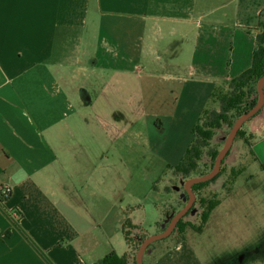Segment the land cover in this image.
Returning a JSON list of instances; mask_svg holds the SVG:
<instances>
[{"label": "crops", "instance_id": "crops-1", "mask_svg": "<svg viewBox=\"0 0 264 264\" xmlns=\"http://www.w3.org/2000/svg\"><path fill=\"white\" fill-rule=\"evenodd\" d=\"M263 11L264 0H0V264H132L127 226L135 240L160 233L183 207L179 182L163 181L179 176L203 112L218 111V85L251 67ZM255 120L243 130L260 167L264 105ZM187 235L142 263L205 264Z\"/></svg>", "mask_w": 264, "mask_h": 264}, {"label": "rangeland", "instance_id": "rangeland-1", "mask_svg": "<svg viewBox=\"0 0 264 264\" xmlns=\"http://www.w3.org/2000/svg\"><path fill=\"white\" fill-rule=\"evenodd\" d=\"M228 83L223 82L218 85L212 96L213 105L211 103L210 107L219 110L218 99L219 96L229 93ZM254 90L256 86L253 85L249 99L254 97ZM255 119L256 117L251 121H258ZM251 121L245 122L243 127L247 128ZM229 130L230 128L224 125L213 132L211 140L201 149L196 172L191 173L190 177L184 179L182 176H176L180 178L178 179L170 176L163 181L167 186V192L179 182L178 195L183 197L178 203L180 206H184L187 201L183 188L185 181L211 171L214 164L211 155L221 150ZM171 139H174L173 136ZM248 152L249 144L246 145L241 137L235 138L221 164V174L214 183L197 189L195 202L189 213L191 215L184 219L195 227V230L188 229V240L193 242L196 252L205 264H264V172L257 164L251 163ZM242 167L245 170L240 171ZM231 172L239 173L232 183H230L233 178ZM170 193L176 194L174 191ZM202 198L218 201L206 223L200 221L202 210L199 200ZM159 245L160 243H155L152 247ZM241 258H243L242 262H240Z\"/></svg>", "mask_w": 264, "mask_h": 264}, {"label": "trees", "instance_id": "trees-1", "mask_svg": "<svg viewBox=\"0 0 264 264\" xmlns=\"http://www.w3.org/2000/svg\"><path fill=\"white\" fill-rule=\"evenodd\" d=\"M256 47L252 56L251 67L242 73L237 78L229 81V93L219 96V110H207L203 112L200 123L196 125L192 134L194 136L192 146L186 151L181 163L174 168V173L182 176L184 179L190 177L191 173L196 172L197 162L200 161L201 149L206 146V143L211 140L213 132L219 130L222 126L226 125L229 128L233 125L234 121L243 113L250 110L257 101V92L255 91L254 97L249 99L251 96V87H254L257 84V81L264 76V11L259 15V23H258V33L256 34ZM243 107V109H241ZM263 108H261L252 118L248 121H251L255 118ZM232 119V121H231ZM243 127V126H242ZM238 131L235 138L241 137L243 142L248 145V141L246 138V133L243 132V128ZM235 140V139H234ZM229 152V151H228ZM217 155V151H215L211 156L212 162L215 160ZM228 155V153H227ZM226 155V156H227ZM226 158V157H225ZM224 158V160H225ZM223 164V161L222 163ZM261 169L264 170V165H260ZM222 168L220 166V172L217 174L212 180L195 184L192 186V191L196 197L197 189H200L208 184H212L216 181L218 176L221 174ZM233 178L230 180V183L234 182L238 174H233ZM197 175V174H195ZM202 176V175H201ZM185 197L187 198V194L185 193ZM6 197H3L0 194V201L6 200ZM218 205V201L216 199H206L202 198L199 200V206L202 210L201 219L202 223H206L211 212ZM190 211L177 223L173 233L169 236H175L177 239L183 237L185 230L191 229L195 230L194 225L189 222H185L184 219L189 215ZM127 231H125V241L127 243V249L133 255V262L135 264V256L136 251L139 248L140 244L144 239L148 237V235H141L138 240H135L131 237V231L135 230V228L131 226H127ZM197 233V232H196ZM168 237V238H169ZM164 241V240H161ZM158 241L156 243H160ZM155 244V243H154ZM154 244L150 245L145 252L151 249ZM145 254V253H144ZM95 264H127L126 256L123 255L118 257L116 254L111 253L105 256L103 259L99 260Z\"/></svg>", "mask_w": 264, "mask_h": 264}, {"label": "water", "instance_id": "water-1", "mask_svg": "<svg viewBox=\"0 0 264 264\" xmlns=\"http://www.w3.org/2000/svg\"><path fill=\"white\" fill-rule=\"evenodd\" d=\"M256 92L257 101L255 105L250 110L240 115L234 121L221 150L216 155L211 171L205 175L193 177L185 181L183 188L185 193L187 194L186 204L172 216L168 225L162 232L150 235L142 241L135 256V264H143L142 258L147 248L158 241L168 238L173 233L177 223L190 211L195 202V195L192 191V186L195 184L208 182L219 173L221 163L230 150L238 131L241 129L243 124L250 118H252L264 105V76H262L257 81Z\"/></svg>", "mask_w": 264, "mask_h": 264}, {"label": "built area", "instance_id": "built-area-1", "mask_svg": "<svg viewBox=\"0 0 264 264\" xmlns=\"http://www.w3.org/2000/svg\"><path fill=\"white\" fill-rule=\"evenodd\" d=\"M0 194L3 196V197H6L8 195V191L6 189H2L0 188ZM14 217H16L17 215L14 213L13 214Z\"/></svg>", "mask_w": 264, "mask_h": 264}, {"label": "flooded vegetation", "instance_id": "flooded-vegetation-1", "mask_svg": "<svg viewBox=\"0 0 264 264\" xmlns=\"http://www.w3.org/2000/svg\"><path fill=\"white\" fill-rule=\"evenodd\" d=\"M189 215H191V214H189ZM186 231V230H185Z\"/></svg>", "mask_w": 264, "mask_h": 264}]
</instances>
